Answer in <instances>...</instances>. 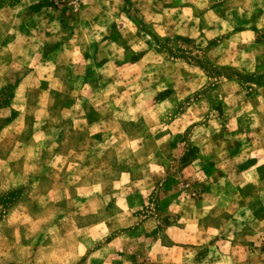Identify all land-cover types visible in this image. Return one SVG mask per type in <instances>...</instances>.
<instances>
[{"label": "rangeland", "instance_id": "374dc122", "mask_svg": "<svg viewBox=\"0 0 264 264\" xmlns=\"http://www.w3.org/2000/svg\"><path fill=\"white\" fill-rule=\"evenodd\" d=\"M94 2L0 0V264H264V0Z\"/></svg>", "mask_w": 264, "mask_h": 264}, {"label": "crops", "instance_id": "0c3cea01", "mask_svg": "<svg viewBox=\"0 0 264 264\" xmlns=\"http://www.w3.org/2000/svg\"><path fill=\"white\" fill-rule=\"evenodd\" d=\"M255 3L258 1V0H253ZM12 7V11L14 12L12 15H17V17H18V14H16V11H14V9H16V7L15 6H11ZM111 8H112V11L113 10H115V8H114V4L112 3V0H95V2L93 3V5H92V12H96L97 11V13L99 14V13H102V12H110L111 11ZM258 7H255V6H249V7H243V6H241V7H239L238 8V12H240L239 14L241 15L242 13H245V14H247V13H249V14H254L255 16H258V15H264V13H263V10L261 11H259L258 9H257ZM100 9V10H99ZM217 10H218V7H216V8H212V9H210V10H208V11H206L205 13H204V15H203V17H202V23H204V24H208V19H210V18H212V16L213 17H215L216 18V20H218L219 22H220V24H222L223 23V18L222 19H220L218 16H217ZM122 17H124L126 14H127V12L125 11V10H116ZM172 11V8H170V7H165V6H161V7H157V5L156 4H153V6H152V8L150 9V17L152 18V20H153V22H156V25H161L162 27H165V28H168L167 26H164L165 24H168V16H169V13ZM18 12V11H17ZM35 12H39V10H37V11H35ZM91 14V13H90ZM125 14V15H124ZM184 14H185V9H184V11H183V15L182 16H184ZM13 17V16H12ZM184 18V17H183ZM164 21H166V22H164ZM238 22H242L241 20L240 21H238ZM211 24H213V23H211ZM213 25H217V23L215 24H213ZM183 29H188V30H190V29H192V28H194L193 26H191V24H190V22L188 21V22H186L184 25H183ZM6 29H9V30H11V29H13V27L12 26H10V25H8L7 27H6ZM16 29V28H15ZM246 32V29H242V30H240V31H238V33H237V35H241V34H243V33H245ZM28 33V32H27ZM24 37H27V34H25V36ZM28 39L27 40H30V41H40L39 39H36V38H32L31 37V35H29L28 37H27ZM11 41H16V40H13L12 38H11ZM58 49V48H57Z\"/></svg>", "mask_w": 264, "mask_h": 264}, {"label": "built area", "instance_id": "2783aa9c", "mask_svg": "<svg viewBox=\"0 0 264 264\" xmlns=\"http://www.w3.org/2000/svg\"><path fill=\"white\" fill-rule=\"evenodd\" d=\"M57 3H69V4H75L79 0H55Z\"/></svg>", "mask_w": 264, "mask_h": 264}]
</instances>
